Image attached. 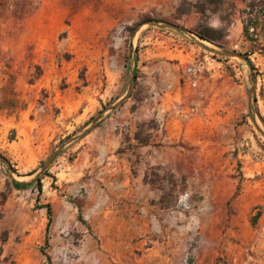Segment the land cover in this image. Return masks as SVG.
I'll return each mask as SVG.
<instances>
[{"label": "rangeland", "instance_id": "rangeland-1", "mask_svg": "<svg viewBox=\"0 0 264 264\" xmlns=\"http://www.w3.org/2000/svg\"><path fill=\"white\" fill-rule=\"evenodd\" d=\"M261 12L0 0V264H264Z\"/></svg>", "mask_w": 264, "mask_h": 264}, {"label": "built area", "instance_id": "built-area-1", "mask_svg": "<svg viewBox=\"0 0 264 264\" xmlns=\"http://www.w3.org/2000/svg\"><path fill=\"white\" fill-rule=\"evenodd\" d=\"M262 12L260 13L261 19L264 18V16H262ZM248 32L250 33V35H254L257 32L256 28L254 27L252 23H250V25L248 26Z\"/></svg>", "mask_w": 264, "mask_h": 264}, {"label": "trees", "instance_id": "trees-1", "mask_svg": "<svg viewBox=\"0 0 264 264\" xmlns=\"http://www.w3.org/2000/svg\"><path fill=\"white\" fill-rule=\"evenodd\" d=\"M246 30L248 32V27H246ZM16 184H18V183H16ZM46 208H47V213L49 215V219L51 220V207H50V205H46Z\"/></svg>", "mask_w": 264, "mask_h": 264}]
</instances>
